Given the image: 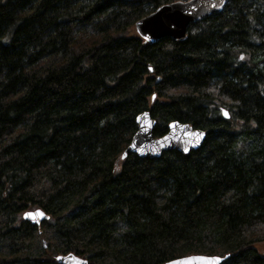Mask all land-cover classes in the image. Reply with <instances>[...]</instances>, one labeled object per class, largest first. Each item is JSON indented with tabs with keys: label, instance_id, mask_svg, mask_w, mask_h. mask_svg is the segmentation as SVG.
I'll use <instances>...</instances> for the list:
<instances>
[{
	"label": "trees",
	"instance_id": "1",
	"mask_svg": "<svg viewBox=\"0 0 264 264\" xmlns=\"http://www.w3.org/2000/svg\"><path fill=\"white\" fill-rule=\"evenodd\" d=\"M174 1L0 0V264H264V0L137 33ZM145 111L203 144L122 159Z\"/></svg>",
	"mask_w": 264,
	"mask_h": 264
},
{
	"label": "water",
	"instance_id": "2",
	"mask_svg": "<svg viewBox=\"0 0 264 264\" xmlns=\"http://www.w3.org/2000/svg\"><path fill=\"white\" fill-rule=\"evenodd\" d=\"M229 0H187L174 1L158 6L154 11L140 18L135 23L137 33L145 37L151 43H156L163 37L181 40L186 37L187 26L191 22L203 19L214 12L221 11ZM226 111V110H225ZM228 113V112H227ZM224 116L226 118L228 115ZM137 131L133 135L130 144L123 151L121 158L125 159L129 153L140 157H160L165 151L178 150L188 153L198 149L204 142L207 132L194 128L189 123L172 121L168 124L166 134L156 137L154 129L157 124L149 111L140 113L136 119ZM202 133V135H198ZM187 149V151H185ZM25 213H32L31 216ZM40 213H43L41 215ZM23 219L40 225L49 219V215L41 208L27 210L23 213ZM217 255L191 254L172 259L164 264H205L200 257ZM59 264H88V260L73 252L56 256Z\"/></svg>",
	"mask_w": 264,
	"mask_h": 264
},
{
	"label": "snow or ice",
	"instance_id": "3",
	"mask_svg": "<svg viewBox=\"0 0 264 264\" xmlns=\"http://www.w3.org/2000/svg\"><path fill=\"white\" fill-rule=\"evenodd\" d=\"M144 39L147 40L149 39V37L146 35ZM224 114L228 115L227 111H224ZM198 135H202V133H198ZM185 151H187V149H185ZM40 214L43 215V213ZM25 215L31 216L32 213H25ZM199 259L205 261V264H225L227 257L210 256V257H200Z\"/></svg>",
	"mask_w": 264,
	"mask_h": 264
},
{
	"label": "rangeland",
	"instance_id": "4",
	"mask_svg": "<svg viewBox=\"0 0 264 264\" xmlns=\"http://www.w3.org/2000/svg\"><path fill=\"white\" fill-rule=\"evenodd\" d=\"M255 247L261 255H264V241L255 244Z\"/></svg>",
	"mask_w": 264,
	"mask_h": 264
},
{
	"label": "bare ground",
	"instance_id": "5",
	"mask_svg": "<svg viewBox=\"0 0 264 264\" xmlns=\"http://www.w3.org/2000/svg\"><path fill=\"white\" fill-rule=\"evenodd\" d=\"M206 131V130H205ZM207 132V131H206Z\"/></svg>",
	"mask_w": 264,
	"mask_h": 264
}]
</instances>
